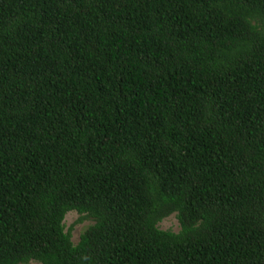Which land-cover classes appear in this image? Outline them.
<instances>
[{"label":"trees","instance_id":"obj_1","mask_svg":"<svg viewBox=\"0 0 264 264\" xmlns=\"http://www.w3.org/2000/svg\"><path fill=\"white\" fill-rule=\"evenodd\" d=\"M0 264H264V0H0Z\"/></svg>","mask_w":264,"mask_h":264},{"label":"rangeland","instance_id":"obj_2","mask_svg":"<svg viewBox=\"0 0 264 264\" xmlns=\"http://www.w3.org/2000/svg\"><path fill=\"white\" fill-rule=\"evenodd\" d=\"M77 213H70L66 218V230L72 228L73 232V240L77 243L79 241V237L81 232L84 230L85 226L88 225L89 222H85L84 224H76L78 219ZM160 228L163 230H173L179 231L180 225L176 215H172L169 218L165 219L161 224Z\"/></svg>","mask_w":264,"mask_h":264}]
</instances>
